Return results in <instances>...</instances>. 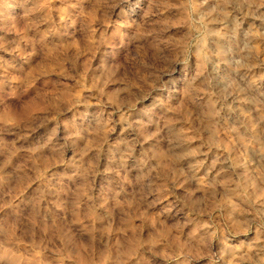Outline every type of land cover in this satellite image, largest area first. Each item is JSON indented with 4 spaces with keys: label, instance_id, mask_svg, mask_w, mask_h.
<instances>
[{
    "label": "rangeland",
    "instance_id": "1",
    "mask_svg": "<svg viewBox=\"0 0 264 264\" xmlns=\"http://www.w3.org/2000/svg\"><path fill=\"white\" fill-rule=\"evenodd\" d=\"M0 264H264V0H0Z\"/></svg>",
    "mask_w": 264,
    "mask_h": 264
},
{
    "label": "bare ground",
    "instance_id": "2",
    "mask_svg": "<svg viewBox=\"0 0 264 264\" xmlns=\"http://www.w3.org/2000/svg\"><path fill=\"white\" fill-rule=\"evenodd\" d=\"M195 167H196V166H195ZM197 168H198V167H197ZM196 170H198V169H196ZM196 170H195V171H196ZM198 171H199V170H198Z\"/></svg>",
    "mask_w": 264,
    "mask_h": 264
}]
</instances>
